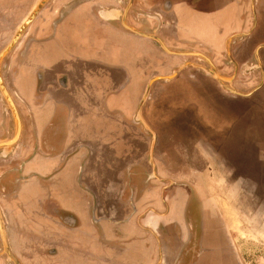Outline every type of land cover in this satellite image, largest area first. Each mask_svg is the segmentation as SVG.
Instances as JSON below:
<instances>
[{"label": "crops", "instance_id": "obj_1", "mask_svg": "<svg viewBox=\"0 0 264 264\" xmlns=\"http://www.w3.org/2000/svg\"><path fill=\"white\" fill-rule=\"evenodd\" d=\"M25 1L0 0V27L9 15L23 21ZM58 11L32 23L34 38L16 44L1 70L21 129L14 147L0 149V201L24 264H184L196 210L193 264H246L249 246L236 234L247 232L244 219H264V207L246 210L264 202V0H89L56 22ZM235 34L247 36L240 51L229 46ZM7 40L0 29V52ZM192 45L216 64L234 50L248 76L252 91L230 97L239 109L223 127L185 105L219 94L183 58ZM177 72L152 85L141 111L146 129L138 108L148 84ZM189 116L218 135L200 145L179 127ZM13 134L0 92V142ZM218 137L238 151L237 165L212 160ZM243 168L259 175L237 177ZM192 194L199 206L190 209ZM262 222L251 228L261 240Z\"/></svg>", "mask_w": 264, "mask_h": 264}, {"label": "flooded vegetation", "instance_id": "obj_2", "mask_svg": "<svg viewBox=\"0 0 264 264\" xmlns=\"http://www.w3.org/2000/svg\"><path fill=\"white\" fill-rule=\"evenodd\" d=\"M87 1H89V0H50L46 4V6L43 8V10L40 12L39 16L34 20L33 24L34 25L43 24V22L46 21V18L43 15L45 10L53 11L55 6H57V8L59 7L58 14L54 20L57 22L61 18L65 17L66 7L73 5V4H75L74 7H76L77 5H79L81 3H85ZM32 25L30 27V30L32 28ZM155 25H157V22H155ZM33 38L34 37H32L31 31H30L28 34H25L23 37H21L19 39V41L17 42V44H21L22 47L24 48L25 45L27 43H29L30 41H32ZM246 38H247V36H242V35L239 36L238 34H235V37H233L229 41V46L231 48L233 47L234 50L240 51L242 48L245 47V42H246L245 39ZM234 50L230 51V48H229V53H230L229 56L226 52L223 53V55H222L223 58H221L222 64H216V62L213 59V54L211 53V51H209L205 47H196L195 45L194 46L192 45V47L182 49L180 52H181V54H185V56H183L184 59H187L185 61H192L193 60L195 62V64L200 66L199 69L195 70L196 74L199 73V76L203 77L206 80V82H209V83H211V85L215 86L216 91L219 93V95H221L223 97H227L228 99H231L230 97L240 98L239 96L232 94L231 93L232 91L237 90L240 92L239 94H242V95H246L252 91V89L247 90L245 88L248 86V84H247L248 80L245 79L248 76H245V75H243V73H241V66H239L238 63H236V58H234V56H233L235 54ZM254 63L256 64L255 60H254ZM4 68H5V64L2 65V69L0 68V73H1V70H3ZM214 68H216L217 71L219 72V74L222 76L220 79V82L213 80L212 77L208 74V71L211 69L214 70ZM196 71H198V72H196ZM257 71H258V74H257L255 80L259 84L261 82V78H262L261 74L262 73H261L260 68H258ZM7 92H8V90H7ZM8 94L11 97L9 92H8ZM11 99H12V97H11ZM12 101H13V99H12ZM6 108H7V106H6ZM190 118H191V116H189L187 119H184V121H186L188 119L190 120ZM204 121L205 120H202L201 122L203 124H201V122H200V125H198V126H196L195 124L193 125L192 122H191L192 123V126H191V124L189 123V127H187V128L190 130L182 129L180 127L181 125H179V127L181 128L182 132L194 134L195 136L198 135L200 137V143H201L200 145H202L203 142L208 143L207 141L210 138V137H208L209 135H212V137L214 138L215 136L218 135V132H219L217 129H212L209 126L208 122H204ZM14 137H15V134H13L9 138V140L3 141L0 143L9 142ZM14 145L15 144H13L9 147H14ZM219 156L221 157V155H219ZM213 157L215 158L214 155H213ZM214 158L212 160L215 162ZM200 160H203V159H200ZM219 162H221V161H219ZM203 163H205L204 160H203ZM221 163L223 164V162H221ZM216 164L220 165V163H216ZM195 199H196L195 196L192 194L191 200H190L191 203L198 202ZM255 202L258 203L256 205V209L254 210L257 213V212L261 211V209H262L261 207H264V205L259 203V202H261V200L255 201ZM248 219H253L252 220V229H256L257 227H261V225L263 223L262 220L255 222L254 217L248 218ZM0 221L3 224L4 230H5V236H6V242H5L4 237H3V233L1 231V227H0V264H24L21 255L13 248V243L10 239L11 233L9 232L8 218L6 217V214H5L4 210L2 209L1 201H0Z\"/></svg>", "mask_w": 264, "mask_h": 264}, {"label": "rangeland", "instance_id": "obj_3", "mask_svg": "<svg viewBox=\"0 0 264 264\" xmlns=\"http://www.w3.org/2000/svg\"><path fill=\"white\" fill-rule=\"evenodd\" d=\"M39 1L40 0H29V1L26 0L25 1L24 10H23L24 17L22 19L23 21L21 23H19L18 25H16L15 19L13 17H11V15H9V17L6 20V24L2 25L0 27L2 32L4 31V32H7V34H8V40L6 41V43H3V44H5V46H7L9 44V42L13 39L18 28L23 24V22L26 20V18L30 15V12H32L31 8L36 6ZM46 4L44 5V7L46 6ZM43 8H42V10H43ZM28 13H29V15H27ZM39 14L37 15V17L39 16ZM31 25L24 31V33L21 35V37H23L25 34L29 33ZM16 44H15V46H16ZM7 55L1 60V63H0L1 69H2V65L5 63ZM205 93L206 94L197 95L196 97L194 95L195 100H196V103H194V104L192 103V100L186 99L187 103H185V105H187L189 107V109H196V110H197V106H198V108L200 109V115H198V116H201V118H203V119H209L210 121H215L217 124L222 123L221 126L223 127V124H225L229 118L233 119L234 110L239 109L238 108L239 105L237 103L240 101L239 100H233L235 102L232 103L230 99H228L227 97H222L219 94L209 93V91L208 92L205 91ZM2 97H3V95H2ZM3 99H4V97H3ZM4 101H5V99H4ZM5 103H6V101H5ZM6 106H7L8 114L10 115L11 119L13 120V122L15 124V120L13 118L12 112H11L7 103H6ZM236 106H237V108H236ZM241 109H244V107H241ZM231 111H232V114L230 113ZM189 121L190 120L182 121L179 124V125H181L180 127L184 130H190L187 128V127H189V123L192 126L191 121L190 122ZM153 122H154V124H156L155 121H153ZM201 124H203V123L201 122ZM156 126L158 127L159 125H156ZM15 131H16V125H15ZM218 139H220L221 142L220 143L215 142V143H217V144H215V148L216 149L218 148L216 151L219 153V155H221V157L220 156L218 157L217 155H215V158H214L215 162L222 164L221 162H225V159H227L229 162H231L232 165H237V163H239V155L236 152H238V151L230 150L227 146H225L223 144L224 141H223L222 137H218ZM218 143L220 145H218ZM234 155L236 158L234 157ZM201 161H203V160H200V162ZM219 161H221V162H219ZM254 170H255V172L251 171V170L246 171L243 168V169L235 170V172H236L237 177L239 175L242 177H246V176L248 177V175L250 177H252L251 176L252 173H253L252 175H255L256 173L259 175L258 169L257 170L254 169ZM222 176H223V171H221V170L216 171L217 180L222 179L224 177V176L223 177ZM217 188L222 189V185H219ZM249 189H251V191L254 192L255 186L251 185V186H249ZM259 203L264 205V202L263 203L259 202ZM232 204H234V202ZM235 204H237V202ZM257 204L258 203H256L255 201L247 202V208H246L247 212L251 215H255L256 212L254 210L256 209ZM192 206H194L195 208L198 207L199 206L198 202L192 203V205L190 206V209ZM232 208H234V207L232 206ZM263 210H264V208H263ZM261 214L264 215V212L260 213V215ZM250 218H252V217L250 216ZM247 220L244 219L245 224L243 223L245 226L243 231L246 230L247 232H244L242 235L237 233L236 234V240H237L239 245H240L241 240H243L242 245L245 247H246V245L249 246L247 249H243V251H242V254L244 255L245 260H246V264H264V244L263 245L262 244H260V245L256 244V242H261V241L263 242L264 239L263 240L258 239L257 235L255 233H253V231L251 229L253 219H247ZM261 220H264V219H261ZM195 237H196L195 234L190 235V238L188 240L189 241V249H186L183 251L184 253H183L182 261H184V264H193L195 262V260H197V258H198V254L200 251L197 248L199 246V244H197V243L200 242L201 235L199 237L200 239L195 238ZM240 237H241V240H240ZM198 239H199V241H198Z\"/></svg>", "mask_w": 264, "mask_h": 264}, {"label": "water", "instance_id": "obj_4", "mask_svg": "<svg viewBox=\"0 0 264 264\" xmlns=\"http://www.w3.org/2000/svg\"><path fill=\"white\" fill-rule=\"evenodd\" d=\"M48 1L49 0H40L38 2V4L35 6V8L30 13V15L26 18V20L23 22V24L18 28V30H17L16 34L14 35L13 39L0 52V63H1V60L15 46V44L17 43V41L19 40V38L21 37V35L32 24V22L35 20V18L37 17V15L40 13V11L42 10V8L44 7V5ZM74 6H75V4L66 7L65 12L70 11ZM177 74H178V72L177 73H174L173 75L168 76V77H156V78L152 79L150 81V83L148 84V87H147V89L145 91L144 97H143V99H142V101H141V103L139 105V108H138V116L140 117V121L143 123V125L145 126L146 129L150 130V127L142 119V116H141V113L142 112L141 111H142L143 104L145 103V101L147 100V98L149 96V93H150V90H151L152 85L155 82H158V81H167V82L168 81H171L175 76H177ZM208 74L214 80H216L217 82H220V79L221 78L219 77V75L216 72V70L211 69V70L208 71ZM0 91H1V93H2V95H3V97H4L5 101H6V103L8 104V106H9L11 112H12L13 118L15 120V125H16L15 137L11 141H9V142L0 143V149H1V148H7V147L15 144L17 138L19 137L21 126H20V120H19V116H18L16 107H15V105H14L11 97L9 96V94H8L6 88H5V85H4V83L2 81V78H1V74H0ZM231 93L232 94H235V95H238V96H241V97L245 96V95H242V94L237 93L236 91H232ZM246 96H249V95H246ZM197 212H198V210H196V212H195L194 221L192 222V225H191L192 235L195 234V236H196L195 238H199L200 235H201L200 221L197 218L198 217ZM0 227H1V231L3 233L4 241L6 242L5 230H4V227H3V224H2L1 221H0ZM199 239H198V241H199ZM197 244H199V243H197Z\"/></svg>", "mask_w": 264, "mask_h": 264}]
</instances>
